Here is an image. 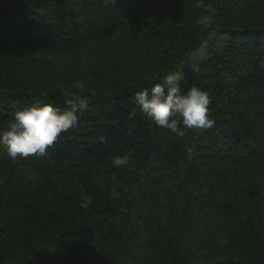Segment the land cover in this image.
Returning a JSON list of instances; mask_svg holds the SVG:
<instances>
[{
	"label": "trees",
	"instance_id": "trees-1",
	"mask_svg": "<svg viewBox=\"0 0 264 264\" xmlns=\"http://www.w3.org/2000/svg\"><path fill=\"white\" fill-rule=\"evenodd\" d=\"M197 2L0 0V129L27 105L69 109L77 81L94 94L45 155L0 147V264H264V0H202L207 28ZM179 70L211 127L130 115Z\"/></svg>",
	"mask_w": 264,
	"mask_h": 264
},
{
	"label": "clouds",
	"instance_id": "clouds-1",
	"mask_svg": "<svg viewBox=\"0 0 264 264\" xmlns=\"http://www.w3.org/2000/svg\"><path fill=\"white\" fill-rule=\"evenodd\" d=\"M196 8H203L205 14L196 20L198 26L207 28L214 23L216 10L205 6L198 0ZM193 73L200 71L198 66L191 68ZM180 73H169L163 83H154L149 90L140 86L135 92V106L131 116L139 113L153 122L157 127L170 130L179 136H184V129L208 128L213 124L210 119L209 105L211 103L208 90L193 85L186 92L181 87ZM76 91L67 103L69 109L62 110L55 100L34 103L24 106L14 113V120L7 129H0V147L9 158H27L30 155L43 156L54 144L58 136L69 129L78 126L80 115L87 109L94 98L93 93H86L82 82L72 86ZM183 125V128L180 125ZM113 163L117 167H125L129 163L127 155L117 157ZM87 203H91L89 199Z\"/></svg>",
	"mask_w": 264,
	"mask_h": 264
},
{
	"label": "rangeland",
	"instance_id": "rangeland-1",
	"mask_svg": "<svg viewBox=\"0 0 264 264\" xmlns=\"http://www.w3.org/2000/svg\"><path fill=\"white\" fill-rule=\"evenodd\" d=\"M210 45L211 46L216 45V48H219L220 40L218 38H216L214 35L211 36L209 38V40L205 43L204 47L200 51H198V52L192 54L190 57H188V59L185 60V63H189L190 65H195L199 61L200 58L208 56V50L210 48ZM134 56H136V55H134ZM181 68H182V66H181ZM178 73H180V70ZM181 76H182V74H181Z\"/></svg>",
	"mask_w": 264,
	"mask_h": 264
}]
</instances>
